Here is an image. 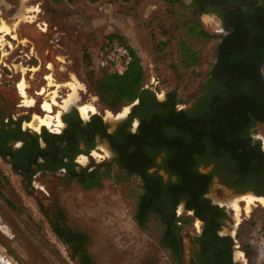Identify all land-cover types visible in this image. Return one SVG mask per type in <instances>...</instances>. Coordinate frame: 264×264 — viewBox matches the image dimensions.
<instances>
[{
	"label": "rangeland",
	"instance_id": "1",
	"mask_svg": "<svg viewBox=\"0 0 264 264\" xmlns=\"http://www.w3.org/2000/svg\"><path fill=\"white\" fill-rule=\"evenodd\" d=\"M18 5L12 16L6 9L0 12V25L11 28H0V125L11 114L26 115L30 125L40 129L44 124L36 116L48 113L43 101H52L56 88L60 103L71 93L65 85L70 81L82 87L79 100L71 105L92 104L105 115L111 113L91 86L105 71L102 46L110 38L141 58L144 85L160 94L176 88L180 97L187 96L198 77L206 76L222 39L208 16L199 20L211 38L191 32L196 16L190 0H18ZM3 6L11 8L9 1L0 0V11ZM188 50L194 54L190 59ZM191 60L196 64L189 66ZM48 75L60 86L49 85ZM22 80L32 106L20 94ZM53 108L51 116L63 113L60 104ZM54 118L51 127L44 125L47 130L54 129ZM33 183L28 185L0 158V243L15 264H79L55 230L61 210L62 223L87 235L94 264H178L160 245L164 226L159 216L153 214L146 228L139 226L135 214L140 197L127 179L103 177L100 187L90 188L62 176ZM258 210L242 240L251 263L264 264V211Z\"/></svg>",
	"mask_w": 264,
	"mask_h": 264
},
{
	"label": "flooded vegetation",
	"instance_id": "2",
	"mask_svg": "<svg viewBox=\"0 0 264 264\" xmlns=\"http://www.w3.org/2000/svg\"><path fill=\"white\" fill-rule=\"evenodd\" d=\"M5 1L11 8L3 6L0 12L6 9L12 16L20 10L18 0ZM254 1L205 0L200 5L190 0V5L194 16L216 22L222 43L236 34V26L258 14ZM220 58L217 51L216 62L186 97L177 90L176 104V88L160 94L145 84L147 91L128 107L111 109L108 115L89 109L84 116L80 106L64 108L62 124L54 118L50 130L31 126L29 116L11 114L4 120L5 140L0 125V158L28 185L61 176L80 181L112 170L130 181L140 198H151L164 230L173 231L177 250L163 247L168 259L179 264H253L242 237L258 218V208L264 211L258 202L248 211L245 199L248 194L264 197V106L253 99L252 104L243 102L258 96L254 86L239 85L244 69ZM220 65L229 73H221ZM257 67L264 82V62L249 64L251 71ZM235 200L239 210L233 207ZM0 264H15L1 243Z\"/></svg>",
	"mask_w": 264,
	"mask_h": 264
},
{
	"label": "trees",
	"instance_id": "3",
	"mask_svg": "<svg viewBox=\"0 0 264 264\" xmlns=\"http://www.w3.org/2000/svg\"><path fill=\"white\" fill-rule=\"evenodd\" d=\"M179 2L181 0H171ZM200 1L199 4L205 2V0ZM254 4L258 10V14L255 17L248 18L243 25L236 26V34L228 36L221 43V58L220 62H234L237 63L240 68H243L244 73L240 75L239 85L241 82H250L251 86H254L255 90L253 91L258 96L254 95L252 97H247L242 99L245 103L253 102L257 105L260 104L264 106V82L260 73L258 72V67L255 71L249 69V64L251 62L257 61L258 63L264 62V55L262 50L264 49V0H255ZM249 21L252 23L250 24ZM249 23V24H248ZM256 26V29L252 36L250 37L249 33L252 30L253 26ZM191 32L196 37H201L205 39L211 38V34L207 32L201 25L198 17H195L194 22L191 26ZM113 38H110L102 46V49L105 45L110 42ZM249 41H251V47H249ZM128 46V45H127ZM129 47V46H128ZM133 60L130 66L123 74L109 72L108 67L105 63H102L105 71L103 75L98 78L91 86L95 89L96 94L99 95L101 100L110 107L111 109H118L122 105L133 101L137 98L142 92L147 91L144 89V68L141 62V58L129 48ZM218 51V47H217ZM190 54L188 55L189 59L194 55L191 50H188ZM254 53L256 58H254ZM217 56V52H216ZM197 60H191L189 66L195 65ZM221 73H229V68L220 65ZM241 81V82H240ZM251 93V91H248ZM177 91L175 89L173 96V104L178 102L177 100ZM247 104H245L246 106ZM252 118L256 119L253 114ZM264 119V118H263ZM6 123L2 120V138L4 139V126ZM49 134V132H47ZM106 176H113L114 173L112 170L103 172L99 170L98 172L91 173L87 177H83L80 181V185L85 188L90 187H100L102 178ZM151 198L141 197L139 200V205L135 214V219L137 220L139 226L144 229L146 228L151 216L155 214V207ZM46 212V211H45ZM158 213V212H157ZM63 210L59 212L57 220L54 221L55 230L59 239L63 241L71 250V255L74 259L78 261L79 264H94L93 258L87 248V235L84 232H79L74 230L71 226L62 223L63 219ZM158 214L161 215L159 212ZM156 215V214H155ZM165 222L167 221L166 218ZM167 230V229H166ZM164 230L160 237V245L163 247L169 246L177 250L176 238L169 227L168 230ZM179 264V263H178Z\"/></svg>",
	"mask_w": 264,
	"mask_h": 264
},
{
	"label": "bare ground",
	"instance_id": "4",
	"mask_svg": "<svg viewBox=\"0 0 264 264\" xmlns=\"http://www.w3.org/2000/svg\"><path fill=\"white\" fill-rule=\"evenodd\" d=\"M0 26H1L0 27L1 30L3 29L5 32H10L11 31V28L7 24H5L4 22ZM47 78H48L47 80L49 81V85L56 84L57 87L60 86L59 83H55L54 77L52 75H48ZM65 85L69 86V88L72 89V90H71V93L66 98H64L60 103H58V101L56 100V96H57L56 92H55L56 88L54 89V94L52 93L53 94V96L51 98L52 101H49V100L43 101L42 108H43L44 111H47L48 113L45 116H38V115L36 116L39 119L41 124H44L45 126L47 125V126L51 127V124L53 123V118L54 117L51 116L49 113L54 111V108H53L54 104L55 105L60 104V106L62 108H68L71 104H74V103H76L79 100V97H78L77 94H78V89L82 88L81 85L78 84L77 81L76 82L75 81H70V82H67ZM18 87H19V90L21 92L20 94H22V97H24V100H23L24 103L27 104V106L28 105L32 106L33 103H34V100L31 99V98L27 99L29 95H28L27 90H26V87H27L26 81L25 80L20 81V83L18 84ZM79 109H80L81 113L84 116H87L88 110L91 109V110L95 111L96 107L94 105H92V104H89V105H82V106H80ZM60 115H61L60 112H57L56 118H57V121H58L59 125L62 124L61 119H60ZM248 195L245 198L246 199V204H247L246 209L248 211L250 210L251 206L253 204H256L257 202L260 203V205H262L264 207V197L256 198L253 195H249V196ZM233 207L236 210H239V204L237 203L236 200L233 201Z\"/></svg>",
	"mask_w": 264,
	"mask_h": 264
},
{
	"label": "built area",
	"instance_id": "5",
	"mask_svg": "<svg viewBox=\"0 0 264 264\" xmlns=\"http://www.w3.org/2000/svg\"><path fill=\"white\" fill-rule=\"evenodd\" d=\"M102 57L109 72L119 74H123L133 60L129 47L119 39H112L105 45Z\"/></svg>",
	"mask_w": 264,
	"mask_h": 264
},
{
	"label": "water",
	"instance_id": "6",
	"mask_svg": "<svg viewBox=\"0 0 264 264\" xmlns=\"http://www.w3.org/2000/svg\"><path fill=\"white\" fill-rule=\"evenodd\" d=\"M221 43V42H220ZM220 51H221V47H220V45H219V49H218V59L220 58ZM235 84V83H234ZM113 123H114V121H113ZM15 263V262H14Z\"/></svg>",
	"mask_w": 264,
	"mask_h": 264
}]
</instances>
